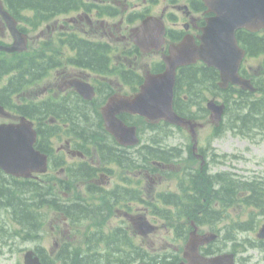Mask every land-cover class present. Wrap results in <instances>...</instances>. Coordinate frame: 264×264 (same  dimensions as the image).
I'll use <instances>...</instances> for the list:
<instances>
[{
	"label": "flooded vegetation",
	"instance_id": "af4514ba",
	"mask_svg": "<svg viewBox=\"0 0 264 264\" xmlns=\"http://www.w3.org/2000/svg\"><path fill=\"white\" fill-rule=\"evenodd\" d=\"M61 6L45 8L28 0H0L3 8L16 20L17 27L27 30L28 50L33 69L47 65L46 72L62 76V86H72L74 81L94 85L96 99L100 103L113 97H133L141 88L143 77L157 70L160 66V55L163 51L144 53L134 44V35L143 20L155 16L173 29L168 35V45L181 41L190 34L198 40L204 25L201 18L207 12L201 0H60ZM176 10L167 13L170 7ZM39 16L46 18L39 19ZM170 17L171 19H166ZM168 24V23H167ZM3 18L0 17V41H4L9 32ZM167 36V35H166ZM24 54L19 55L22 57ZM28 57V56H27ZM209 73L216 74L213 69ZM106 74L121 77L122 81L100 83L96 76ZM243 74H246L243 72ZM210 84H207L209 86ZM131 116L123 113L121 116ZM210 131L209 135H214ZM102 146V145H101ZM149 152L151 146L147 144ZM212 160V159H211ZM221 165V164H220ZM220 165L211 162L209 167L215 169ZM146 167V165H143ZM127 174H133L129 168ZM140 174L150 179V171L143 168ZM181 175V174H180ZM158 185L171 187L173 182L163 178ZM123 186L111 189L102 186L101 191L123 195L126 192H137L142 198L150 193L147 178L121 179ZM177 181H182L179 178ZM106 183H109L107 178ZM176 186V185H175ZM167 188V187H166ZM180 188V184L178 185ZM132 197L123 195L122 207H132ZM116 214L127 218L134 217L130 210L115 208ZM107 214H111L109 210Z\"/></svg>",
	"mask_w": 264,
	"mask_h": 264
},
{
	"label": "water",
	"instance_id": "95a60500",
	"mask_svg": "<svg viewBox=\"0 0 264 264\" xmlns=\"http://www.w3.org/2000/svg\"><path fill=\"white\" fill-rule=\"evenodd\" d=\"M216 17L209 20L201 37L202 44L195 45L186 39L178 46L170 49V55L164 57L166 71L160 75L147 78L141 93L133 100L127 99L109 106L107 115L110 130L117 133L113 113L125 109L132 113L147 116L150 119H166L175 124H181V119L172 108L173 87L176 68L189 64L196 59L204 60L208 65L221 71L222 86L229 83L241 85L245 90L254 91L249 80L238 75V68L244 52L238 48L235 37L236 30L247 29L258 31L264 28V0H205ZM164 25L155 18L147 19L136 37V44L141 48L158 49L164 43ZM213 111V118L220 119L224 106L209 105ZM31 131V129H30ZM28 128L23 126H4L0 129V168L9 174H25L31 169L32 162L24 161L25 155L31 154ZM32 133V131H31ZM264 237V228L261 231ZM199 241L192 239L187 247L186 257L190 264H218V259H205L197 255ZM189 253V254H188ZM230 257H223V259ZM26 264H39L30 257H26Z\"/></svg>",
	"mask_w": 264,
	"mask_h": 264
},
{
	"label": "trees",
	"instance_id": "16d2710c",
	"mask_svg": "<svg viewBox=\"0 0 264 264\" xmlns=\"http://www.w3.org/2000/svg\"><path fill=\"white\" fill-rule=\"evenodd\" d=\"M31 2H34L35 4H38L42 7L45 8H54L57 6H61L62 2L60 0H28ZM248 35V38H246V35H239V40L242 42V44L247 48L248 52L250 53L251 56L254 55H259L262 54L264 55V35L262 36H258L257 34H250V33H246ZM263 71H264V62H263ZM2 72H4L3 70H0V78L2 77ZM197 71H191V75L194 74ZM183 73V71H182ZM212 73H208V75L214 77V75ZM197 75H193L191 77H193V80H195ZM183 87H187L188 90V97L193 99L195 97V89H193L192 86H194V84L196 83V81H190V76L184 74L183 76ZM197 77H200L199 75ZM263 81H255L254 83L256 84V86L258 87V92H262V97L256 98V100H254L251 103V107H253L254 109H257L261 112L264 110V83H262ZM199 83V82H198ZM182 90V86L181 85H177L176 88V93L179 94L181 93ZM214 91V90H213ZM242 95V98H246L245 93L243 92H239ZM245 94V95H244ZM4 94H0V97H4ZM250 106H243L242 108H251ZM252 111V108H251ZM246 119H249L250 116H245ZM4 177V175L0 172V209H5L9 212H14L12 213L14 220L19 221L22 218H26L29 216V213L31 211L32 208L35 207V205L32 203L30 206V203L27 202V200H23L22 198L18 197V193L14 190H12L7 184H4V179H2ZM231 188H235L236 185H234V183H231ZM242 188H246V190H248L247 192L249 193L248 195H242V196H238L239 193L238 192H232V196H230V198H227L226 201L223 199V201L225 202V204L227 206H232L233 204H236L238 201L237 200H241L242 204L244 206L247 207H256L257 209L263 210L264 211V193H263V189L264 188V184L262 183H257V182H253L251 184L247 183V184H243ZM250 191V192H249ZM197 195L202 194V192H198L196 193ZM184 197H186V200L184 201V203H192L193 205H195V207L200 206L201 204V198H199L198 196H194V195H189L187 192H184ZM31 200V199H30ZM32 207V208H31ZM34 210H32L33 212ZM236 220H233L232 225L228 227L229 233H232L231 239H235L233 233L236 231H245V230H250L252 228V224H253V220H250L249 222H245V221H241V219L239 218H235ZM232 221V220H231ZM6 232L8 233V231L6 230ZM254 247H257L261 250L264 251V243H259V244H254ZM124 256L123 251L119 254H116V257L118 259H121ZM99 260V259H98ZM91 261V260H90ZM105 261V259L103 258V262ZM92 263V262H90ZM98 263V262H97ZM170 264V263H168Z\"/></svg>",
	"mask_w": 264,
	"mask_h": 264
},
{
	"label": "rangeland",
	"instance_id": "374dc122",
	"mask_svg": "<svg viewBox=\"0 0 264 264\" xmlns=\"http://www.w3.org/2000/svg\"><path fill=\"white\" fill-rule=\"evenodd\" d=\"M167 6L170 7L167 11V13L171 12L174 10V8L171 6L170 2H167ZM176 11V10H174ZM253 62V60H252ZM203 133L205 131H209V124L206 125L203 129H201ZM200 131V132H201ZM179 138L174 139V141L178 140L181 141V137L178 136ZM201 137V136H200ZM223 147L225 149L227 148H232V150H240V151H245L246 156L248 157V160L245 161H234L233 162V170L231 169L232 172L238 173V174H244L246 176H257L261 175V173L264 171L263 166L258 163V161L264 157V141L258 142V144H252L248 142L245 139H241L235 136H229L228 134L226 135L225 143L223 144ZM237 152V151H234ZM240 211H232L233 214H236ZM242 217L244 218L245 215L243 212H241ZM257 220H261V218H258ZM224 224L221 225V227ZM47 233V234H46ZM45 233V238H44V244L47 247H51L52 240L54 238V231L49 227L47 232ZM160 233V230L157 232L156 235H153L150 240L158 242V234ZM251 256L249 259V264H264V259L263 257L257 252V251H251L247 255H243L242 257H248ZM22 261V256L20 254H9V256H5V264H17Z\"/></svg>",
	"mask_w": 264,
	"mask_h": 264
}]
</instances>
